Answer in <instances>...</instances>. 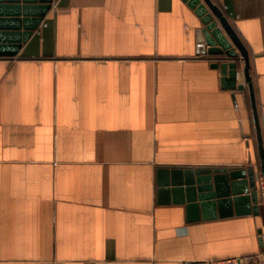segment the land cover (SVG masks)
I'll return each mask as SVG.
<instances>
[{
    "label": "crops",
    "instance_id": "crops-1",
    "mask_svg": "<svg viewBox=\"0 0 264 264\" xmlns=\"http://www.w3.org/2000/svg\"><path fill=\"white\" fill-rule=\"evenodd\" d=\"M213 1L247 50L264 148V0ZM42 3L0 0V18ZM197 27L182 0H52L0 57V264L264 252V204L189 222L183 205L157 202L158 167L259 168L248 92L221 85Z\"/></svg>",
    "mask_w": 264,
    "mask_h": 264
},
{
    "label": "water",
    "instance_id": "water-1",
    "mask_svg": "<svg viewBox=\"0 0 264 264\" xmlns=\"http://www.w3.org/2000/svg\"><path fill=\"white\" fill-rule=\"evenodd\" d=\"M182 1L199 22L195 31L196 53L210 56L212 67L219 69L223 87L248 92L259 168L256 172L251 165L183 169L158 167L157 202L183 205L189 222L232 213L258 215L260 205L264 204V148L247 50L217 3L213 0ZM41 2L40 5L22 6L24 12L30 13L23 15L22 19L0 18V24L8 26L4 28L9 30L0 31V57L16 56L22 43L31 36L50 9L52 0ZM15 8L18 9L17 6ZM240 64L242 81L237 83ZM258 180H262V187L258 185Z\"/></svg>",
    "mask_w": 264,
    "mask_h": 264
},
{
    "label": "built area",
    "instance_id": "built-area-1",
    "mask_svg": "<svg viewBox=\"0 0 264 264\" xmlns=\"http://www.w3.org/2000/svg\"><path fill=\"white\" fill-rule=\"evenodd\" d=\"M262 181H260V187H262ZM263 198V196H262ZM264 199V198H263ZM191 264H264V252L252 255L249 257H233L227 259H209L194 262Z\"/></svg>",
    "mask_w": 264,
    "mask_h": 264
}]
</instances>
